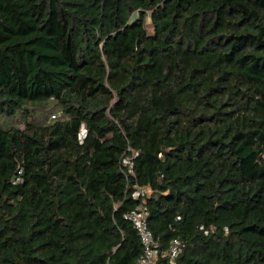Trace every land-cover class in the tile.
<instances>
[{"label":"trees","instance_id":"trees-1","mask_svg":"<svg viewBox=\"0 0 264 264\" xmlns=\"http://www.w3.org/2000/svg\"><path fill=\"white\" fill-rule=\"evenodd\" d=\"M131 150L154 264H264V0H0V264H135Z\"/></svg>","mask_w":264,"mask_h":264},{"label":"built area","instance_id":"built-area-1","mask_svg":"<svg viewBox=\"0 0 264 264\" xmlns=\"http://www.w3.org/2000/svg\"><path fill=\"white\" fill-rule=\"evenodd\" d=\"M52 117H54V115ZM84 134L85 128L81 125L78 137L81 139ZM135 155H137V151L131 150V156H126L122 159L128 179L132 181L130 184L132 189L131 197L136 200V205L124 213L123 217L131 222L135 228L142 246L141 253L136 258L135 264H154L156 257L160 252H164L173 259L181 251L183 242L179 238H173L166 250H160L147 222L148 206L146 200L150 194V188L137 182L132 160V157Z\"/></svg>","mask_w":264,"mask_h":264},{"label":"rangeland","instance_id":"rangeland-1","mask_svg":"<svg viewBox=\"0 0 264 264\" xmlns=\"http://www.w3.org/2000/svg\"><path fill=\"white\" fill-rule=\"evenodd\" d=\"M41 113H43V114L41 115L40 113H35L36 116H38V117H37L38 120L41 119V117H44V116L46 115V112H41ZM48 114H49V113H47V115H48Z\"/></svg>","mask_w":264,"mask_h":264}]
</instances>
